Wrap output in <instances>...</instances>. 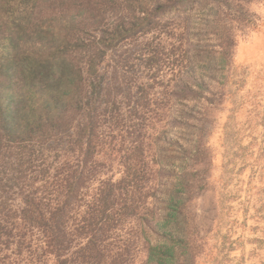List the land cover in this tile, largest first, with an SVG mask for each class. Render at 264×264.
Listing matches in <instances>:
<instances>
[{
  "label": "rangeland",
  "instance_id": "obj_1",
  "mask_svg": "<svg viewBox=\"0 0 264 264\" xmlns=\"http://www.w3.org/2000/svg\"><path fill=\"white\" fill-rule=\"evenodd\" d=\"M166 5L155 28L119 41L99 65L126 76L132 96L98 115L65 257L91 264L94 252L81 250L92 239L100 264H264V0ZM83 158L39 154L25 183L54 206L40 187ZM101 208L107 220L91 238L89 215ZM41 235L29 230L22 253L17 240L3 243L0 264H55Z\"/></svg>",
  "mask_w": 264,
  "mask_h": 264
},
{
  "label": "trees",
  "instance_id": "obj_2",
  "mask_svg": "<svg viewBox=\"0 0 264 264\" xmlns=\"http://www.w3.org/2000/svg\"><path fill=\"white\" fill-rule=\"evenodd\" d=\"M193 1L0 0V258L3 243L12 239L22 253L24 235L37 228L43 254L55 264H83L84 255L65 257L69 212L86 182L98 115L116 106L119 96L127 101L132 96L126 76L116 69L104 73L99 65L119 41L155 28L164 5L187 6L189 12ZM223 22L215 20L225 42ZM37 153L85 157L74 171L45 179L40 188L47 196L54 193V206L25 183L34 180L29 176ZM53 184L58 189L49 191ZM17 192L23 197L19 209L11 204ZM110 197L109 190L105 198ZM101 209L89 215L91 238L107 220ZM87 245L81 252L90 249L91 264H100L103 255L95 254L94 240Z\"/></svg>",
  "mask_w": 264,
  "mask_h": 264
}]
</instances>
